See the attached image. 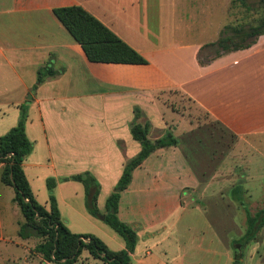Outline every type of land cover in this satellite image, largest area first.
<instances>
[{"label":"crops","instance_id":"crops-1","mask_svg":"<svg viewBox=\"0 0 264 264\" xmlns=\"http://www.w3.org/2000/svg\"><path fill=\"white\" fill-rule=\"evenodd\" d=\"M73 5L147 64L89 62L52 12ZM244 9L229 0H0V137L24 111L32 148L23 173L46 210V181H55L60 220L70 233L125 249L87 212L83 185L69 178L88 172L95 179L104 214L125 164L141 149L130 127L150 121L151 142L170 132L178 143L154 150L120 193L117 217L137 235L130 264H232V241L244 235L248 215L264 208V34L207 66L197 56L224 27H242ZM168 94L189 100L208 121L171 105ZM213 139L218 147L206 143ZM2 169L0 224L7 201L19 210ZM17 221L19 230L23 217ZM27 263L37 264H18ZM242 264H264V227L244 247Z\"/></svg>","mask_w":264,"mask_h":264},{"label":"trees","instance_id":"trees-1","mask_svg":"<svg viewBox=\"0 0 264 264\" xmlns=\"http://www.w3.org/2000/svg\"><path fill=\"white\" fill-rule=\"evenodd\" d=\"M247 12H252L256 3L264 10V0H236ZM53 14L71 37L81 47L86 59L92 63L146 65L147 61L129 45L123 42L110 29L88 13L81 6H66L53 9ZM264 34V19L255 25L239 28L226 26L219 39L203 46L197 56L201 66H207L217 58L253 46L258 37ZM25 114L21 112L18 124L0 137V166L3 165L1 181L14 189V202L23 217L18 237L21 240L40 238L43 241L34 247L43 261L53 264H76L83 252L103 264H130V254L134 252L137 235L134 230L119 221L117 208L120 193L131 181L132 172L156 149L176 145L177 139L170 132L151 142L147 138L148 126L133 123L130 127L132 138L140 144L139 153L129 160L122 175L105 202V213L100 214L97 206L99 185L85 172L72 176L69 180L78 181L84 188V203L87 212L100 219L116 232L125 242V249L111 251L97 237L90 234H72L62 224L57 209L54 188L55 181L48 179L46 186L49 194V210L34 198L22 170L24 159L31 152V143L25 134ZM264 227V208L247 217L244 235L232 241L233 262L242 264L243 249L254 240Z\"/></svg>","mask_w":264,"mask_h":264},{"label":"rangeland","instance_id":"rangeland-1","mask_svg":"<svg viewBox=\"0 0 264 264\" xmlns=\"http://www.w3.org/2000/svg\"><path fill=\"white\" fill-rule=\"evenodd\" d=\"M249 4H253L254 1L248 0ZM229 5L232 7L239 6L240 4L236 0H229ZM240 11V10H239ZM242 12L243 25H257L261 19H264V10L259 6L258 3L254 5L252 12H247L245 9ZM167 99L171 101V105L176 106L179 110L184 113L189 114V116H194L197 121L207 122L208 118L202 112H198L195 106L186 98L182 97H174L172 94L166 95ZM173 97V98H172ZM160 109L162 107L160 106ZM164 109V108H163ZM148 132L151 129L150 121L147 124ZM206 143H210L211 147H218L216 141L206 140ZM246 160L251 159L250 156L246 157ZM252 197L258 198V193H253L252 189H249ZM260 194V193H259ZM249 200V198H248ZM7 213H4L1 217L0 224V264H18L27 260L28 262H33L39 264H46L45 261L42 260L41 256L34 251V247L41 243L43 240L40 238H30L27 240H21L17 236L18 224L17 220L22 221V216L19 210L14 211L13 205L11 202L7 201ZM247 204V203H245ZM248 205V204H247ZM256 208V207H255ZM5 240L4 242L2 241ZM87 254L83 252V254L79 257L80 260L77 264H88L86 260H84ZM43 262V263H42ZM28 264V263H27Z\"/></svg>","mask_w":264,"mask_h":264}]
</instances>
